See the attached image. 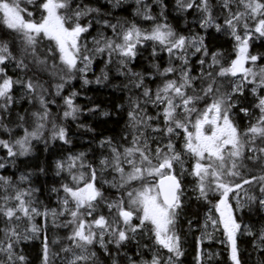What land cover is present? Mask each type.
I'll return each instance as SVG.
<instances>
[{"label": "snow or ice", "instance_id": "1", "mask_svg": "<svg viewBox=\"0 0 264 264\" xmlns=\"http://www.w3.org/2000/svg\"><path fill=\"white\" fill-rule=\"evenodd\" d=\"M124 2L110 0L115 7ZM134 3V15L151 21L150 27L128 20L113 23L84 0H0V28L6 30L0 36V133L8 137L0 136L6 153L0 156V170L30 155L33 141L71 144L68 129L55 117L77 121L84 113L73 81L108 80L103 70L94 81L87 78L98 57L106 66L116 64L128 93L125 127L118 139L99 142L103 152L97 166L87 162L84 152L57 161L56 175L67 173L69 179L51 189L58 207L38 206L31 173L22 174L19 183L0 174V264H31L21 245L37 239L41 264H100L97 248L110 264H180L186 176L194 181L196 199L212 205L205 228L222 229L232 264H242L239 237L258 236L264 245V229L254 233L243 222L245 211H264V53L251 51L257 40L264 41V0H176L177 11L200 13L201 29L232 37L236 55L227 62L222 52H209L204 36L177 31L165 15L164 0ZM97 26L101 30L89 41ZM145 49H151V70L136 72L130 65ZM162 53L166 66L156 60ZM13 70L18 74L10 75ZM246 90L255 97L256 112L241 106ZM57 98L62 109L54 114ZM22 101L33 107L16 112L13 105ZM234 109L248 117L246 128ZM16 128L23 135L13 137ZM105 186L115 195L106 194ZM211 197H217L216 203ZM49 228L67 232L50 238ZM145 237L155 250L150 259L126 252L132 244L148 249L140 243ZM205 238L211 234L198 244L197 264L213 258L202 246Z\"/></svg>", "mask_w": 264, "mask_h": 264}, {"label": "trees", "instance_id": "2", "mask_svg": "<svg viewBox=\"0 0 264 264\" xmlns=\"http://www.w3.org/2000/svg\"><path fill=\"white\" fill-rule=\"evenodd\" d=\"M85 3H90L95 7H100L105 17L113 23L119 21H135L142 27L148 28L151 26V21H143L139 17L135 16V3L134 0H125L122 7H115L110 0H84ZM167 5L165 15L168 22L179 32L186 36H191L196 33L205 37V43L208 45L209 52H222L224 54L225 61H230L235 58L234 44L232 37L224 31L217 32L214 28H209L206 31L201 29L199 24L200 13L195 10H189L186 12H179L176 9V0H164ZM218 4L219 0H214ZM159 9L153 5V12H158ZM214 10V15H215ZM222 18V17H221ZM100 27L97 26L88 36L89 41L91 37L97 36ZM108 36H111V31L104 29ZM6 33L5 29L0 28V36ZM251 43V42H250ZM151 49L143 50L142 54L130 65L136 72H148L151 70L153 58L150 55ZM251 51L255 53H264V41L257 40L252 44ZM199 55V54H198ZM196 57L193 58V70L196 71L197 65L195 64ZM162 66H166L168 58L166 54H161L156 58ZM92 71L87 74L89 80H95L96 77L101 76L102 70L108 73V80L101 84L90 83L84 85L82 80L77 79L73 81L72 88L80 93L77 97V103L85 110L77 121H61L59 116H56L57 123H63L68 129L69 136L71 138V144H64L63 141L55 140L45 144L41 141H33L32 153L26 157H20L15 161L14 166L0 170V174L10 176L12 179L19 183V177L22 174L31 173V186L35 189H39L36 193L37 200L40 202V207H58L56 193L52 192V188H59L62 183H69L67 173L56 175V163L57 161L65 160L71 155L78 153H87V162L97 166L98 160L103 152L99 148V142L105 137L119 138L126 122L125 109L127 107L128 93L123 90L122 85L125 82V78L120 76L117 72L116 64H108L98 57L92 65ZM10 75L18 74V70L10 71ZM30 74V73H29ZM47 79V77H45ZM155 86V85H153ZM251 86H249L250 88ZM17 95H20V90L14 89ZM67 93V89H66ZM255 97L249 90L245 91L244 97L241 98V106L250 108L253 112L257 110L254 108ZM124 105L125 108L118 106ZM98 106L96 112L89 113L87 109ZM33 106L28 104L27 101H22L17 105H13L16 112H22L24 109H31ZM62 109V101L57 98V105L52 106L53 113H59ZM151 111V109H150ZM234 111H237L234 109ZM108 112L110 115L104 116L103 113ZM15 119V114L12 117ZM236 120L239 122L241 128H246L248 124V117L243 113L237 111ZM84 124L93 128L94 132L85 131L78 125ZM23 135V130L16 128L13 133V137ZM45 138L50 137L49 132H45ZM0 136L8 138L3 133ZM6 153L0 149V156H4ZM106 154V153H105ZM43 169V171H41ZM82 171H86L83 169ZM258 174V170L256 172ZM190 180V179H188ZM184 179V183H185ZM193 184V183H192ZM21 187H24L21 184ZM247 187V186H246ZM106 194L115 195L114 190L107 189L105 186ZM63 195V193H61ZM185 202L183 214L179 221V233L181 236L182 248L184 255L179 258L182 264H197L198 244L202 238V225L207 216V212L212 205L197 200L196 196L189 197ZM213 204L216 203L217 197H211ZM191 221V226L187 223ZM42 222L41 218L37 217L36 224ZM243 222L251 227L254 233H259L264 229V211H259L253 208L251 212L245 211L243 215ZM24 225L22 224L21 227ZM3 227V224H0ZM67 232L66 229L53 230L49 228V237L60 236L63 237ZM141 246L147 244L148 249L143 247L137 248L135 244L129 245L126 252L133 256V258H139L136 253H143L145 259H150L155 253L154 246L151 241L145 237L140 240ZM238 244L241 249L242 264H264V245H259L258 236H241L238 238ZM205 248V243H203ZM216 246H219L216 244ZM21 247L24 253L28 256L31 264H41V241L39 239L33 240L27 244H22ZM214 248V247H211ZM153 249V250H149ZM100 254V264H110V261L103 256L102 252L97 248ZM205 264H232L229 259L227 251L222 250L217 256L213 255L210 262L205 260Z\"/></svg>", "mask_w": 264, "mask_h": 264}, {"label": "rangeland", "instance_id": "3", "mask_svg": "<svg viewBox=\"0 0 264 264\" xmlns=\"http://www.w3.org/2000/svg\"><path fill=\"white\" fill-rule=\"evenodd\" d=\"M189 163H191V162H189ZM188 179H190V180H188ZM185 181H186L185 184H186L187 189H188L187 195L189 197L196 196V194L192 191V189L194 188V181L192 180V178L186 176ZM186 200H188V198ZM207 214H208V212H207ZM212 215L215 217L218 215V213L213 211ZM205 223H206V218H205L204 223L202 225V237H206L207 234H211L212 238L211 239H207V238L204 239V243H205L204 250L208 253H211L212 256L213 255L217 256L222 250L227 251V253L229 255V250H228L227 244L222 243V241L226 240V237L224 236L222 229L217 230V229L212 228L211 226H209L208 228H205ZM209 224H210V222H209ZM216 244L219 246H216ZM211 247H214V248H211ZM160 254L167 255V251L166 250H160ZM180 264H182V263H180Z\"/></svg>", "mask_w": 264, "mask_h": 264}]
</instances>
